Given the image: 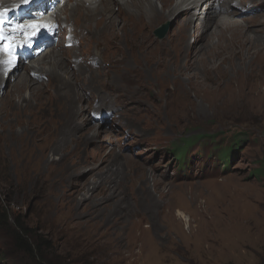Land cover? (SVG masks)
<instances>
[{"label":"rangeland","instance_id":"1","mask_svg":"<svg viewBox=\"0 0 264 264\" xmlns=\"http://www.w3.org/2000/svg\"><path fill=\"white\" fill-rule=\"evenodd\" d=\"M246 3L256 6L249 14L235 7L242 13L234 18L259 16L250 24L255 48L235 54L226 38L195 43L187 20L181 39L203 46L190 68L172 65L158 74L144 59L120 56L87 36L75 52L100 48L99 57L81 61L102 73L74 71L77 116L67 87L49 73L37 77L57 97L49 111L33 97L19 101L29 89L8 100L12 83L30 76L26 64L10 68L12 79L0 84V264H264V0ZM59 12L62 19L69 14ZM166 16L152 29L163 43L178 27ZM74 17L76 39L80 24L94 26L102 16ZM166 22L159 38L155 31ZM70 52L59 54L76 70ZM8 65L0 60V70ZM39 118L47 123L33 127ZM193 139L179 160L176 149Z\"/></svg>","mask_w":264,"mask_h":264},{"label":"bare ground","instance_id":"2","mask_svg":"<svg viewBox=\"0 0 264 264\" xmlns=\"http://www.w3.org/2000/svg\"><path fill=\"white\" fill-rule=\"evenodd\" d=\"M25 1L28 2L25 3ZM78 1L85 3L86 7L81 5L76 6ZM129 1L133 2V0H107V3L103 6L100 4L103 3L104 0H102V2L101 0H0V12H8L4 14L3 18L2 31L4 39L0 41V44L3 45V47H0V60L2 64L9 63L7 68L0 70V84L4 80L12 79V77L8 75L11 74L14 69L10 70V68L15 67L18 62H21L20 65L26 64L23 66L27 69L28 75H30L29 78L23 74L19 76V79L16 80L14 84L12 83L10 93L11 98H9V95L8 100L15 101L16 99H13L14 96L19 95V97H22L24 90L29 89L30 97H24L23 100L20 99L19 101L27 100L29 103V101H33L31 99V97H33L35 101L46 103L45 111H49L50 102H53L57 97H51L47 92L49 88L47 87L48 84L43 83L42 80L38 79V75L41 76L49 73L48 75H50V78L58 80L62 85L67 87V93L64 95L66 96L70 93L68 97L71 107L70 110H72L74 116L75 114L77 116V112L74 110V103L78 101L80 95L77 93L76 88L73 85V80L76 79V72L74 71H90L91 69L92 74L102 73L101 70L98 72L93 64L85 63V65H83L82 63L84 62L81 61L82 56L84 59H87L91 55H94L95 57L100 55V48H95L92 52L86 55L81 54V51L78 53L75 52L76 48L83 47V42L87 36H90L93 40L100 43H103V39V41L109 44L110 48H113L115 53H118L120 56L130 57L132 59L136 58L137 60L144 59V64L158 74L164 72V70L170 68L172 65H174V69L181 65L190 68L191 60L201 52L203 47H201V44H191L190 42L192 39L189 42L181 39V35H183L187 29V20L192 22L190 28L193 29L192 36L195 37V43L201 38L208 37L210 45H214L219 42L220 38H226V40L228 39L226 50H232L235 54L245 47H248L249 50L254 47L252 44L254 40L252 39V26L250 24L254 23L255 20L253 18H258L259 16L253 15V17L246 21L247 23L243 20L245 18H234V15L242 13L241 10H244L246 11L245 13L249 14L256 6L253 4V6L248 7L250 4L246 3L247 0H143L136 5L134 4V7L128 6ZM204 3H207L205 7ZM115 6H120L119 11L114 14H109L108 10L115 8ZM235 7L238 9L241 8V10L236 11L234 10ZM63 10L69 12L70 16H68V14L65 19H62L61 12L59 11ZM191 12L194 13L191 16V19H189L188 16ZM96 14H101V19L99 21H93L95 25L89 26L88 28L80 24L81 34L77 38L75 37L76 39H73L72 34L76 27L75 20H72L75 18L74 16L78 15L79 17L88 20L94 18ZM165 14H167L169 18L168 20H171V22L178 25V27L175 28V32L167 36V43L161 42L162 39H157L152 33V29L157 25L161 18H164ZM14 15H16L15 19ZM196 15H198V17L203 16L202 19L200 18V22H198V17H196ZM18 20L20 21V24L17 23ZM34 21H37L38 24L35 27H32L34 25L31 22ZM33 29L34 33L32 38L26 39L23 34H27ZM59 32L61 33L60 40L58 39ZM67 34H70V36L67 37ZM57 35L58 38L56 39L58 41L55 42V37H57ZM260 40L264 41L263 35ZM71 41V47L64 46L65 42ZM9 45H13V48L8 50L7 47ZM15 46L16 48L14 49ZM102 46L103 45H100V47ZM261 48H264V42L261 44ZM60 50L65 51L66 54L74 50L75 55L73 53V57L70 59L74 58L73 64L75 65V69L78 67L76 70L68 68V63H65L64 56L60 57ZM8 54H16V57L18 56L17 61L15 62L14 58L11 63L10 61H6V59H8ZM50 54V59H48L47 56ZM31 56L32 58H30ZM185 57L187 58L186 62L181 63V60ZM26 61L29 63L27 62V64ZM138 65L139 66L136 67L137 69L144 68L143 64L138 63ZM91 77L94 76L91 75ZM29 81L32 83H40L43 87H31ZM86 83L88 84V82ZM113 84L115 83L112 82L106 86L109 87ZM118 91L128 97L129 92L125 89L118 87ZM108 93L110 96L114 97L118 95L112 90H109ZM88 96L91 97V94H88ZM114 97H110L111 100L114 101ZM59 99H61V97ZM126 101H128V99H126ZM18 105L21 104L16 103L14 106ZM81 107L82 109H85V106ZM100 111V109L95 110V112ZM40 119L46 121L44 118H39V121L34 123L33 127L47 123L41 122ZM84 121H86V119H84ZM12 128L13 126L11 129ZM90 132L98 133L96 128H91ZM59 144L61 146L62 143ZM55 148V150L58 149L57 147ZM156 203L157 202L153 199L148 202L152 207L156 206Z\"/></svg>","mask_w":264,"mask_h":264},{"label":"trees","instance_id":"3","mask_svg":"<svg viewBox=\"0 0 264 264\" xmlns=\"http://www.w3.org/2000/svg\"><path fill=\"white\" fill-rule=\"evenodd\" d=\"M200 138V137H198ZM196 142V140L193 139V141H190L188 145L182 149H176L177 157L179 160H184L185 156L187 155V151L191 145H193ZM228 159V156L226 157Z\"/></svg>","mask_w":264,"mask_h":264},{"label":"water","instance_id":"4","mask_svg":"<svg viewBox=\"0 0 264 264\" xmlns=\"http://www.w3.org/2000/svg\"><path fill=\"white\" fill-rule=\"evenodd\" d=\"M169 27H170V23L169 22L163 23L155 31L156 34H157V36H159V37L165 36V34L167 33V31L169 30Z\"/></svg>","mask_w":264,"mask_h":264},{"label":"snow or ice","instance_id":"5","mask_svg":"<svg viewBox=\"0 0 264 264\" xmlns=\"http://www.w3.org/2000/svg\"><path fill=\"white\" fill-rule=\"evenodd\" d=\"M3 18H4V13L0 12V41H2L4 39V34L2 31ZM0 47H3V45L0 44Z\"/></svg>","mask_w":264,"mask_h":264},{"label":"clouds","instance_id":"6","mask_svg":"<svg viewBox=\"0 0 264 264\" xmlns=\"http://www.w3.org/2000/svg\"><path fill=\"white\" fill-rule=\"evenodd\" d=\"M26 2H28V1H26Z\"/></svg>","mask_w":264,"mask_h":264}]
</instances>
